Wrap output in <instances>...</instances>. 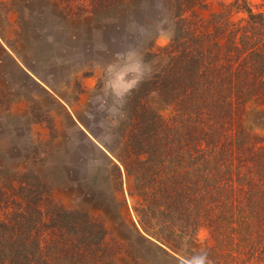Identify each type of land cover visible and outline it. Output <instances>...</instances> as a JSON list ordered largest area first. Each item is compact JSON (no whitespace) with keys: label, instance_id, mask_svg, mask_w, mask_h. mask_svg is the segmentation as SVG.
I'll return each instance as SVG.
<instances>
[{"label":"trees","instance_id":"1","mask_svg":"<svg viewBox=\"0 0 264 264\" xmlns=\"http://www.w3.org/2000/svg\"><path fill=\"white\" fill-rule=\"evenodd\" d=\"M78 1L74 14L100 15L114 0H91L90 10ZM205 1H172L171 38L145 54L163 61L127 97L115 144L80 129L97 142L115 189L123 191L125 179L129 196L140 198L138 226L167 258L181 264L206 250L211 264H264V133L243 122L248 101L264 105V10L220 1L204 16ZM4 55L26 74L22 59L21 66ZM46 200L50 224L76 261L113 264L100 217Z\"/></svg>","mask_w":264,"mask_h":264},{"label":"rangeland","instance_id":"2","mask_svg":"<svg viewBox=\"0 0 264 264\" xmlns=\"http://www.w3.org/2000/svg\"><path fill=\"white\" fill-rule=\"evenodd\" d=\"M82 1L92 8L91 0ZM172 1L114 0L105 14L78 15V0H0V225H6L0 226V264H85L50 224L47 198L104 221L110 263L179 264L139 228L133 207L140 198L129 196L125 179L123 191L115 189L97 142L81 132L102 131L105 114L88 118L101 86L98 65L138 47L153 71L160 66L162 59L150 61L145 54L168 43L154 29L172 31ZM220 1L233 0H206L199 9L208 16ZM247 1L264 10V0ZM3 50L19 65L21 59L26 63V74ZM161 112L168 116L170 109ZM243 122L264 133V105L248 101Z\"/></svg>","mask_w":264,"mask_h":264},{"label":"clouds","instance_id":"3","mask_svg":"<svg viewBox=\"0 0 264 264\" xmlns=\"http://www.w3.org/2000/svg\"><path fill=\"white\" fill-rule=\"evenodd\" d=\"M158 39L166 41L171 38L172 31L164 30L160 25L154 29ZM100 89L94 93L91 103L94 112L88 114L89 120H95V113L105 114L99 122V141L112 147L116 141V129L125 119V103L129 94L145 79L153 74V66L144 59L138 47L118 51L113 58L98 65ZM181 264H211L208 252L201 250L187 256Z\"/></svg>","mask_w":264,"mask_h":264}]
</instances>
